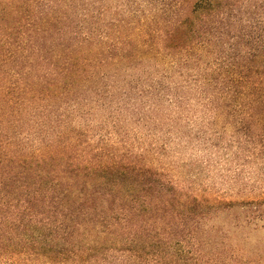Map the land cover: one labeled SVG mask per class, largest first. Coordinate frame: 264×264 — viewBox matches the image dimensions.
<instances>
[{
    "label": "trees",
    "instance_id": "trees-1",
    "mask_svg": "<svg viewBox=\"0 0 264 264\" xmlns=\"http://www.w3.org/2000/svg\"><path fill=\"white\" fill-rule=\"evenodd\" d=\"M195 106L264 151V0H0V264H264V195L184 191L146 146Z\"/></svg>",
    "mask_w": 264,
    "mask_h": 264
},
{
    "label": "rangeland",
    "instance_id": "rangeland-1",
    "mask_svg": "<svg viewBox=\"0 0 264 264\" xmlns=\"http://www.w3.org/2000/svg\"><path fill=\"white\" fill-rule=\"evenodd\" d=\"M169 110V109H168ZM167 110V111H168ZM198 112V113H197ZM183 118L163 124L165 130L153 131L146 146L158 157L164 179L184 191L209 200L221 202L256 200L264 195V151L243 131L234 129V119L222 120L197 106L186 110ZM142 130L138 129L143 145ZM250 133V132H249ZM235 210L223 211L212 219L219 227H227ZM263 222V221H261ZM248 242L264 247V228L243 230ZM6 264V263H4ZM8 264H169L154 252L148 257L130 256L116 249L100 252L92 260L52 261L46 257L34 258L28 263Z\"/></svg>",
    "mask_w": 264,
    "mask_h": 264
}]
</instances>
